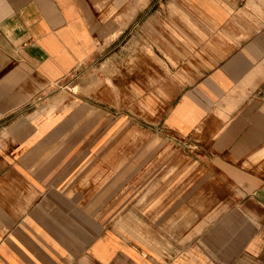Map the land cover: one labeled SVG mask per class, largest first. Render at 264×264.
Returning <instances> with one entry per match:
<instances>
[{
  "label": "crops",
  "instance_id": "crops-1",
  "mask_svg": "<svg viewBox=\"0 0 264 264\" xmlns=\"http://www.w3.org/2000/svg\"><path fill=\"white\" fill-rule=\"evenodd\" d=\"M174 4L0 0V264H264V0H179L173 21ZM162 7L180 31L146 50L174 92L164 110L148 100V128L60 102L61 82ZM158 139L175 156L157 159Z\"/></svg>",
  "mask_w": 264,
  "mask_h": 264
},
{
  "label": "rangeland",
  "instance_id": "rangeland-1",
  "mask_svg": "<svg viewBox=\"0 0 264 264\" xmlns=\"http://www.w3.org/2000/svg\"><path fill=\"white\" fill-rule=\"evenodd\" d=\"M172 1L175 4L168 10V16L174 21L179 16V9L175 8L179 0ZM177 7H179L178 4ZM155 12L156 20L149 26L147 22L149 14ZM164 16L163 7L143 13L119 41L85 62L77 73L61 82L58 89L60 102L68 104L73 96L84 97L97 105H102V107L107 106L111 113L123 112L124 115L130 116L132 113L139 114L141 128H148L149 123L143 120H148V100L152 102L150 107L164 110L166 108L164 102L167 103L174 92V89L159 90L155 88V85L169 74L168 67L163 56L156 55L154 58L146 50V47H150L153 51L155 48H159L162 52L163 47L169 48L171 36L180 31L175 24H164ZM188 33L193 34L189 27ZM149 38L152 42H149ZM156 52L160 54L159 51ZM137 75H139V87L137 88L138 96H140L139 113L137 110L133 112L132 106V90L133 82H135L133 77ZM155 102L161 104L156 106ZM147 145L146 142H142L141 138V159H147ZM175 148L171 150L169 145L165 146L164 140L158 139L154 146L156 158L159 160L171 159L176 154ZM167 150L171 152L165 154Z\"/></svg>",
  "mask_w": 264,
  "mask_h": 264
}]
</instances>
